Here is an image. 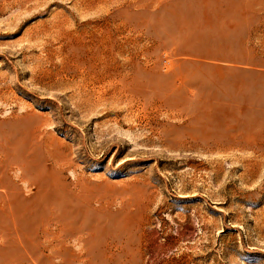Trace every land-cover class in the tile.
<instances>
[{"label":"rangeland","instance_id":"rangeland-1","mask_svg":"<svg viewBox=\"0 0 264 264\" xmlns=\"http://www.w3.org/2000/svg\"><path fill=\"white\" fill-rule=\"evenodd\" d=\"M0 8V264H264V0Z\"/></svg>","mask_w":264,"mask_h":264},{"label":"bare ground","instance_id":"bare-ground-1","mask_svg":"<svg viewBox=\"0 0 264 264\" xmlns=\"http://www.w3.org/2000/svg\"><path fill=\"white\" fill-rule=\"evenodd\" d=\"M18 2V1H17ZM1 9V8H0ZM107 38V37H106ZM112 72V71H111ZM115 74V73H114ZM102 78V77H101ZM33 189V188H32Z\"/></svg>","mask_w":264,"mask_h":264}]
</instances>
